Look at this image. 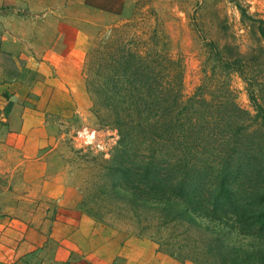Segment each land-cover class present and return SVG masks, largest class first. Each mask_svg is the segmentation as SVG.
I'll list each match as a JSON object with an SVG mask.
<instances>
[{"label":"trees","instance_id":"1","mask_svg":"<svg viewBox=\"0 0 264 264\" xmlns=\"http://www.w3.org/2000/svg\"><path fill=\"white\" fill-rule=\"evenodd\" d=\"M106 60L105 73L88 57L84 66L93 115L112 132V147L86 160V215L179 263L264 264V106L250 90L253 116L228 101L229 115L204 99L183 102L180 66L158 49H120ZM247 121L256 124L251 132Z\"/></svg>","mask_w":264,"mask_h":264},{"label":"crops","instance_id":"2","mask_svg":"<svg viewBox=\"0 0 264 264\" xmlns=\"http://www.w3.org/2000/svg\"><path fill=\"white\" fill-rule=\"evenodd\" d=\"M134 2L0 0V264H108L27 106L68 117L88 29L130 16Z\"/></svg>","mask_w":264,"mask_h":264},{"label":"rangeland","instance_id":"3","mask_svg":"<svg viewBox=\"0 0 264 264\" xmlns=\"http://www.w3.org/2000/svg\"><path fill=\"white\" fill-rule=\"evenodd\" d=\"M238 8L246 17L241 16ZM260 20L264 23V0H135L130 16L88 29L90 32L79 56L81 78L73 81L70 93L75 100L70 115L63 117L27 106L34 114V125L43 130L45 143H52L54 146L49 149H54L55 157L63 161L62 175L79 193L80 201L81 191L93 175L86 169L92 163L86 160L99 158L100 153L112 147L108 137L112 132L104 130L92 112L84 76L87 57L88 64L98 65L99 71L105 73L108 71L105 60L120 49L141 54L161 50L180 66L183 102L192 97L204 99L219 105L229 115L234 112L226 104L228 101L253 116L249 90L264 106V39L258 32ZM102 41L105 43L99 50ZM209 44L214 45L222 61L210 52ZM93 49L99 50V54L105 53L101 60H98L99 54L92 59ZM222 62L231 63L232 69L224 72ZM33 95L40 98L43 89L36 88ZM196 116L193 114V118ZM245 125H250L247 132L256 127L250 121ZM80 201L78 208L87 216ZM87 217L92 222L93 251L105 263L192 264L179 263L158 252L157 246L148 239L126 238L120 225L98 223ZM229 240L236 238L229 236Z\"/></svg>","mask_w":264,"mask_h":264}]
</instances>
